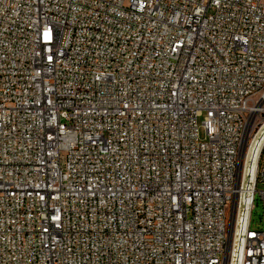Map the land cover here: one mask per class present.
Segmentation results:
<instances>
[{
  "label": "built area",
  "instance_id": "2783aa9c",
  "mask_svg": "<svg viewBox=\"0 0 264 264\" xmlns=\"http://www.w3.org/2000/svg\"><path fill=\"white\" fill-rule=\"evenodd\" d=\"M257 195L264 0H0V264H264Z\"/></svg>",
  "mask_w": 264,
  "mask_h": 264
},
{
  "label": "rangeland",
  "instance_id": "374dc122",
  "mask_svg": "<svg viewBox=\"0 0 264 264\" xmlns=\"http://www.w3.org/2000/svg\"><path fill=\"white\" fill-rule=\"evenodd\" d=\"M261 185L258 186V190H262ZM264 226V205L259 196L256 197L255 208L252 214L251 227L254 230H261Z\"/></svg>",
  "mask_w": 264,
  "mask_h": 264
}]
</instances>
